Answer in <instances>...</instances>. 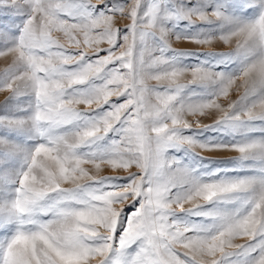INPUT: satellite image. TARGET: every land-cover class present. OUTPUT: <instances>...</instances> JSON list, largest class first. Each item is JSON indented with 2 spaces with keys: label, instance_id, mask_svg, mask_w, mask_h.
I'll return each mask as SVG.
<instances>
[{
  "label": "snow or ice",
  "instance_id": "1",
  "mask_svg": "<svg viewBox=\"0 0 264 264\" xmlns=\"http://www.w3.org/2000/svg\"><path fill=\"white\" fill-rule=\"evenodd\" d=\"M0 58V264H264V0H0Z\"/></svg>",
  "mask_w": 264,
  "mask_h": 264
},
{
  "label": "rangeland",
  "instance_id": "2",
  "mask_svg": "<svg viewBox=\"0 0 264 264\" xmlns=\"http://www.w3.org/2000/svg\"><path fill=\"white\" fill-rule=\"evenodd\" d=\"M173 46L181 47V48L196 49V50H199V51L212 50V49H209L207 47H197L196 45H193V44H190V43H184V42L175 43ZM5 65H6V61L3 58H0V69L4 68ZM152 83H155V82L153 81ZM5 95H7V93H0V101H3ZM232 98H235V94H233ZM221 102L223 103L224 101H221ZM205 122H208V121L206 120ZM202 155H208V153H202ZM218 155L228 156V155H233V153H219Z\"/></svg>",
  "mask_w": 264,
  "mask_h": 264
}]
</instances>
